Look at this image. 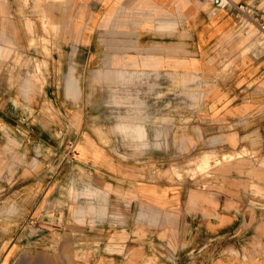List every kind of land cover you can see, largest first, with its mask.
<instances>
[{"label": "crops", "instance_id": "0c3cea01", "mask_svg": "<svg viewBox=\"0 0 264 264\" xmlns=\"http://www.w3.org/2000/svg\"><path fill=\"white\" fill-rule=\"evenodd\" d=\"M230 1L244 5L247 15L212 0H68L58 25L62 36L48 40L77 53L52 54L53 78L73 71L50 92H61L62 102L52 101L63 111L74 108L91 70L116 78L202 79V110L175 137L180 155L205 151L200 158L231 159L254 151L264 160V32L258 26L264 0ZM50 8L55 24L59 15ZM8 22L0 16V37L22 47L32 34ZM8 105L16 108L0 102V125H7ZM81 129L74 167L49 175L46 168L31 169L26 180L0 182V264H264V166L224 171L210 188L192 178L145 180L138 177L141 167L106 160L111 150L101 141H115L111 135ZM134 132L145 135L142 126ZM5 143L0 133V174L23 172L20 154L7 166ZM72 169L80 175L78 187L57 180Z\"/></svg>", "mask_w": 264, "mask_h": 264}, {"label": "rangeland", "instance_id": "374dc122", "mask_svg": "<svg viewBox=\"0 0 264 264\" xmlns=\"http://www.w3.org/2000/svg\"><path fill=\"white\" fill-rule=\"evenodd\" d=\"M68 4V0H0V16L9 19L10 26L15 21L32 34L26 43L23 40L22 47L0 37V102L6 100L16 105L15 108L9 104L4 110L7 125H0V133L7 144L3 151L8 157L7 166L14 165L10 157L20 154L18 164L23 169L16 174L9 168L6 174H0V182L11 184L17 176L26 180L31 169L46 168L49 175L65 164L77 165L80 144L75 138L81 128L97 135L101 132L107 137L111 135L115 141H101L111 150L106 160L141 167L138 177L145 180L173 182L192 178L210 188L224 171L242 173L246 167L264 166L263 158L254 151H244L249 153L247 157L231 159L215 155L200 158L205 151L180 155L182 148L175 137L202 110L204 95L200 92L205 84L202 79L186 80L158 73L116 78L91 70V76L81 80V102L76 101L69 111L58 109L52 99L58 97L62 102L61 92L59 96L50 92L55 85L72 78L73 71L66 78H53L56 66L52 54L66 52L73 56L77 52L74 46L50 45L48 36L54 34L56 41L60 40L62 32L58 25L68 11ZM48 6L51 13L59 15L55 24L52 16L47 15ZM84 120L85 126L79 127ZM135 126H142L145 135L137 137ZM64 133L70 136L61 140ZM174 147L179 148L177 155ZM199 161L202 162L198 164ZM61 174L57 180L65 177L78 187L80 175L76 169ZM87 176V197H92L94 185L89 184L91 179Z\"/></svg>", "mask_w": 264, "mask_h": 264}, {"label": "built area", "instance_id": "2783aa9c", "mask_svg": "<svg viewBox=\"0 0 264 264\" xmlns=\"http://www.w3.org/2000/svg\"><path fill=\"white\" fill-rule=\"evenodd\" d=\"M213 2L215 3H218V4H226L228 5L229 7H232L234 9H236V11L239 13V14H242V15H247L246 13V8L244 5H241V4H234L232 3L230 0H212ZM249 16V15H248ZM250 19V18H249ZM252 22L256 23L255 19L252 18L251 19ZM258 26L260 28V30H262L264 32V19H262V21L260 23H258Z\"/></svg>", "mask_w": 264, "mask_h": 264}]
</instances>
